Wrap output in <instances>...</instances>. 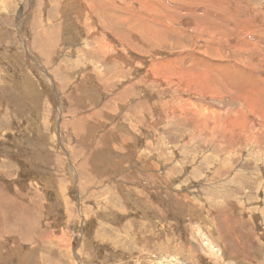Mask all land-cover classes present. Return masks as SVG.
Instances as JSON below:
<instances>
[{"label": "rangeland", "instance_id": "rangeland-1", "mask_svg": "<svg viewBox=\"0 0 264 264\" xmlns=\"http://www.w3.org/2000/svg\"><path fill=\"white\" fill-rule=\"evenodd\" d=\"M0 264H264V0H0Z\"/></svg>", "mask_w": 264, "mask_h": 264}, {"label": "trees", "instance_id": "trees-1", "mask_svg": "<svg viewBox=\"0 0 264 264\" xmlns=\"http://www.w3.org/2000/svg\"><path fill=\"white\" fill-rule=\"evenodd\" d=\"M25 178V176H23Z\"/></svg>", "mask_w": 264, "mask_h": 264}]
</instances>
